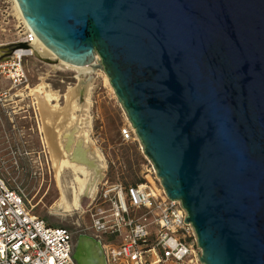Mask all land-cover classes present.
<instances>
[{
	"label": "water",
	"instance_id": "1",
	"mask_svg": "<svg viewBox=\"0 0 264 264\" xmlns=\"http://www.w3.org/2000/svg\"><path fill=\"white\" fill-rule=\"evenodd\" d=\"M16 1L58 59L106 73L200 261L264 264V0Z\"/></svg>",
	"mask_w": 264,
	"mask_h": 264
},
{
	"label": "rangeland",
	"instance_id": "2",
	"mask_svg": "<svg viewBox=\"0 0 264 264\" xmlns=\"http://www.w3.org/2000/svg\"><path fill=\"white\" fill-rule=\"evenodd\" d=\"M28 28L16 0H0V60L6 57L2 49L21 41ZM24 66L27 81L23 85L13 87L8 79L2 83L3 87L10 89V95L0 101V170L4 178L10 186L23 191L35 214L49 224L69 229L75 245L83 234L103 243L117 242L119 236L99 234L93 229L89 201L84 200L82 206L72 210L57 207L62 197L60 184L45 142L40 101L32 91L45 85L57 92L61 96L60 104L65 105L64 95L70 88L80 80L90 85L88 114L92 120L91 137L107 163L106 177L98 191L105 183L119 182L127 186L146 179L153 187L163 189L140 140L126 141L122 137L121 130L131 122L106 73L102 69L87 73L69 67L58 59H43L37 54L26 56ZM76 113L81 114L79 110ZM62 181L66 186L67 198L71 201L74 174L64 173Z\"/></svg>",
	"mask_w": 264,
	"mask_h": 264
},
{
	"label": "built area",
	"instance_id": "3",
	"mask_svg": "<svg viewBox=\"0 0 264 264\" xmlns=\"http://www.w3.org/2000/svg\"><path fill=\"white\" fill-rule=\"evenodd\" d=\"M36 40L28 28L19 42L31 46ZM33 54L31 48H20L0 60V101L10 95L4 79L13 87L27 81L24 58ZM121 134L126 141L139 140L132 124ZM90 205L93 229L120 237L101 241L108 263L203 264L196 231L185 221L186 209L148 179L127 186L105 183ZM74 251L73 233L35 214L23 191L10 186L0 170V264H78Z\"/></svg>",
	"mask_w": 264,
	"mask_h": 264
},
{
	"label": "bare ground",
	"instance_id": "4",
	"mask_svg": "<svg viewBox=\"0 0 264 264\" xmlns=\"http://www.w3.org/2000/svg\"><path fill=\"white\" fill-rule=\"evenodd\" d=\"M20 14L22 15L21 12ZM22 17L24 18L23 15ZM31 49L34 54L43 59H58L38 37L31 44ZM58 60L69 67L87 73L95 71L91 65L82 67ZM32 91L40 101L46 133L45 142L60 184L62 197L57 207L72 210L82 206L84 200L91 203L98 192L100 183L106 177L107 163L102 151L91 137L92 120L88 114L91 103L90 85L80 80L64 95L65 105L59 102L61 96L45 85L38 86ZM52 101H56L55 104H52ZM76 110H79L81 114L76 113ZM66 172L74 174L71 201L67 198L66 186L62 181V176ZM78 241L80 246L76 255L81 264H108L104 247L95 237L82 235L81 238L78 237Z\"/></svg>",
	"mask_w": 264,
	"mask_h": 264
}]
</instances>
